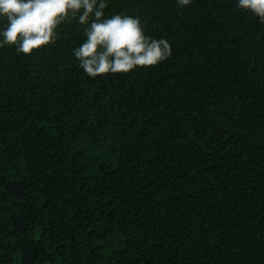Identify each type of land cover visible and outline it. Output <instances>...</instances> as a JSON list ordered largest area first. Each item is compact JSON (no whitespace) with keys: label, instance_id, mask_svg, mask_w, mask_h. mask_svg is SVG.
<instances>
[{"label":"trees","instance_id":"1","mask_svg":"<svg viewBox=\"0 0 264 264\" xmlns=\"http://www.w3.org/2000/svg\"><path fill=\"white\" fill-rule=\"evenodd\" d=\"M104 13L171 56L90 77L75 19L0 48V264H264V23L237 0Z\"/></svg>","mask_w":264,"mask_h":264},{"label":"clouds","instance_id":"2","mask_svg":"<svg viewBox=\"0 0 264 264\" xmlns=\"http://www.w3.org/2000/svg\"><path fill=\"white\" fill-rule=\"evenodd\" d=\"M193 0H176L180 7ZM108 0H0V48L14 46L17 53L56 43L58 27L75 19L86 39L73 49L79 66L90 77L128 73L155 66L171 56L165 38L145 34L140 17L114 14L105 17ZM237 8L250 11L264 23V0H237Z\"/></svg>","mask_w":264,"mask_h":264},{"label":"rangeland","instance_id":"3","mask_svg":"<svg viewBox=\"0 0 264 264\" xmlns=\"http://www.w3.org/2000/svg\"><path fill=\"white\" fill-rule=\"evenodd\" d=\"M26 159H27V158H24V157H23V161L26 160ZM19 160H21V159H19ZM2 171H3V170H2ZM0 172H1V171H0ZM22 173H24V171H22ZM1 174H3V173L1 172ZM1 174H0V175H1ZM3 176L6 177L7 175H3ZM17 176H18V175H15V176H13V177L11 176V177H10V178H11V181H13V182H18V181L16 180V178H14V177H17ZM4 177H3V178H4ZM10 178H9V179H10ZM11 181L9 182L8 179H5V178H4V181H2V183H3V186H2V187H3V188H6V189H7V188L9 189V187H12V186H11V183H12ZM9 195H11V194H9ZM12 195H14V192H12ZM5 213H7V211H5ZM5 221H6V219L0 217V237L3 235V231H2V229H4V225H3V223H5Z\"/></svg>","mask_w":264,"mask_h":264}]
</instances>
